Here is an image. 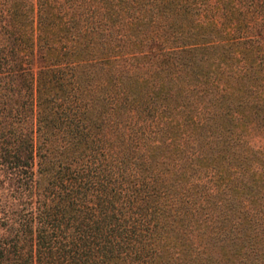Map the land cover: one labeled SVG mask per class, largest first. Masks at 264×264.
<instances>
[{
  "label": "trees",
  "instance_id": "1",
  "mask_svg": "<svg viewBox=\"0 0 264 264\" xmlns=\"http://www.w3.org/2000/svg\"><path fill=\"white\" fill-rule=\"evenodd\" d=\"M0 264H264V0H0Z\"/></svg>",
  "mask_w": 264,
  "mask_h": 264
}]
</instances>
